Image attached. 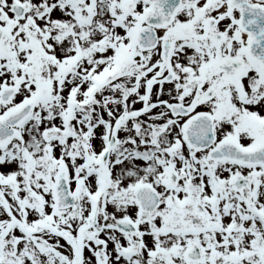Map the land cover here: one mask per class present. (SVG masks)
<instances>
[{"label":"snow or ice","instance_id":"snow-or-ice-1","mask_svg":"<svg viewBox=\"0 0 264 264\" xmlns=\"http://www.w3.org/2000/svg\"><path fill=\"white\" fill-rule=\"evenodd\" d=\"M0 264H264V0H0Z\"/></svg>","mask_w":264,"mask_h":264}]
</instances>
